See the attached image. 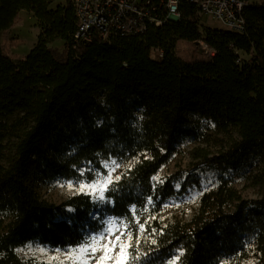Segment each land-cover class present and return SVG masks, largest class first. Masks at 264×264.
Here are the masks:
<instances>
[{"label":"trees","instance_id":"obj_1","mask_svg":"<svg viewBox=\"0 0 264 264\" xmlns=\"http://www.w3.org/2000/svg\"><path fill=\"white\" fill-rule=\"evenodd\" d=\"M60 1L0 0V264H59L17 250L30 243L70 250L110 220L132 229L133 254L137 239L147 253L138 264H171L177 255L178 264H264V2L246 8L242 34L204 27L185 2L181 19L161 28L86 42L76 39L70 0L53 8ZM23 12L42 33L15 65L3 36ZM56 41L64 56L51 48ZM191 117L224 137L218 155L197 157L219 186L192 220L165 224V205L202 185L183 172L153 179L185 141L211 137ZM134 159L103 200L80 194L58 205L37 191L55 180L92 182L106 163ZM237 180L260 197L244 198L231 186Z\"/></svg>","mask_w":264,"mask_h":264},{"label":"rangeland","instance_id":"obj_2","mask_svg":"<svg viewBox=\"0 0 264 264\" xmlns=\"http://www.w3.org/2000/svg\"><path fill=\"white\" fill-rule=\"evenodd\" d=\"M254 2L259 5L262 4L264 0H254ZM59 4H65V1L62 0L55 3L53 8H56ZM20 18L18 24L3 36L4 41L12 47L11 58L15 65H19V63L37 46L42 33L40 25L33 13L23 12ZM201 24L209 29L227 31V27L221 21L210 15L202 16ZM50 46L58 54L64 56L65 48L62 41L53 42ZM201 51L207 54L203 45H201ZM249 59L247 55L243 54V60ZM191 119L196 122L200 135L211 134V137L204 136L200 139L185 141L170 163L162 168L157 180L160 182L172 174L183 172L185 175L200 178V180H202V185L200 188L189 190L178 200L165 205L160 215V219L165 224L176 221L187 222L192 220L199 212L203 196L217 190L219 186L217 173L213 170L211 165H206V163L197 159V157L200 154V150H207V152L212 154L211 157L218 155L222 150V144H225L223 140L224 137L222 134L213 132V125L206 120L197 117H191ZM114 161L119 166L115 167L112 165V162H110L108 164L109 167L105 169V173L98 176L97 179H103L104 176H107L109 172H111L112 180L115 182L117 181L115 178L117 176L121 177L127 170L131 169L138 162V159L129 162ZM113 167H115L114 171H112ZM82 183L91 182L55 180L38 185L37 191L43 200L61 205L75 195H89L87 192L78 190ZM69 185H71V187H69ZM231 186L240 191L246 199L255 200L260 197V190L258 188L249 187L245 180L234 181L231 183ZM111 227L113 231L116 232V235H119L121 231H125L123 224H113ZM131 230V228L127 227V231ZM123 238L125 237H122V239ZM134 243L135 239L133 237V245ZM41 249H43V251H41ZM68 251L69 250L53 249L39 243H30L23 248H19L17 253L26 260L45 263L56 262L60 264V262L67 261V256L65 254ZM97 256H99V253H97ZM57 257L59 258L58 260L55 259ZM253 257L254 252H251L249 255L250 262L254 260ZM90 264H95V261H91ZM109 264H112V262L109 261Z\"/></svg>","mask_w":264,"mask_h":264},{"label":"built area","instance_id":"obj_3","mask_svg":"<svg viewBox=\"0 0 264 264\" xmlns=\"http://www.w3.org/2000/svg\"><path fill=\"white\" fill-rule=\"evenodd\" d=\"M78 18L76 39L92 42L108 40L111 35L139 36L150 28H161L168 21L181 19V5H195L201 16L210 15L221 21L227 31L245 33L246 8L254 0H70ZM204 50L214 56L206 45ZM162 59L163 52L155 54Z\"/></svg>","mask_w":264,"mask_h":264},{"label":"snow or ice","instance_id":"obj_4","mask_svg":"<svg viewBox=\"0 0 264 264\" xmlns=\"http://www.w3.org/2000/svg\"><path fill=\"white\" fill-rule=\"evenodd\" d=\"M112 165L118 167L115 161H112ZM105 167H109L106 163ZM112 168V171L115 170ZM119 180L120 177L115 178ZM153 179H158L154 177ZM113 183L111 172L103 179L93 180L91 183H82L78 189L81 192H87V194L94 196L100 200L104 199V193L108 190L110 184ZM71 187V185H69ZM98 193V196H97ZM116 223L115 221H108L109 225ZM127 225H124L125 231H121L119 235L113 231L112 227H107L104 232L98 235L89 236L80 245L70 249L65 255L67 256L66 262H60V264H90L91 261H95V264H138L141 256H146L147 253H140L138 244L135 245L136 251L133 254V234L131 231H127ZM140 231H144V225L140 224ZM122 237H125L122 239ZM155 243V241H153ZM118 249V251H117ZM43 251V249H41ZM99 253V256H97ZM182 254V253H180ZM55 259H59L58 257ZM179 255H177L171 264H178Z\"/></svg>","mask_w":264,"mask_h":264}]
</instances>
